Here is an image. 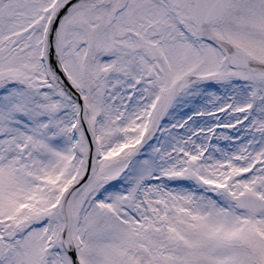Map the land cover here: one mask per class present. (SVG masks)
Returning a JSON list of instances; mask_svg holds the SVG:
<instances>
[{"label": "snow or ice", "instance_id": "snow-or-ice-1", "mask_svg": "<svg viewBox=\"0 0 264 264\" xmlns=\"http://www.w3.org/2000/svg\"><path fill=\"white\" fill-rule=\"evenodd\" d=\"M0 264H264V0H0Z\"/></svg>", "mask_w": 264, "mask_h": 264}]
</instances>
